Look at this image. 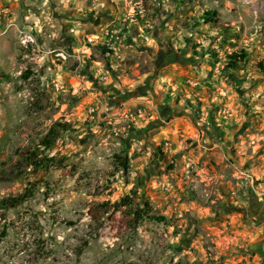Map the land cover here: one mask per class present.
<instances>
[{
	"label": "rangeland",
	"instance_id": "rangeland-1",
	"mask_svg": "<svg viewBox=\"0 0 264 264\" xmlns=\"http://www.w3.org/2000/svg\"><path fill=\"white\" fill-rule=\"evenodd\" d=\"M94 3L83 44L49 3L48 37L0 8V172H22L0 201L35 193L0 209V264H264V0ZM56 122L54 163L27 169ZM129 195L168 222L131 229L109 210Z\"/></svg>",
	"mask_w": 264,
	"mask_h": 264
},
{
	"label": "trees",
	"instance_id": "trees-1",
	"mask_svg": "<svg viewBox=\"0 0 264 264\" xmlns=\"http://www.w3.org/2000/svg\"><path fill=\"white\" fill-rule=\"evenodd\" d=\"M181 4V3H180ZM215 16V12L211 11L205 14L201 19L202 21L210 22L211 19ZM248 58V55L245 52L236 53L232 56H229L228 62V69H237L240 63H243ZM70 124L56 122L44 136L41 141L42 149L36 148L33 152H31L26 160V168H33L34 171L47 168L52 165L55 161L53 157H49L45 154L53 149L55 142L59 139L62 132H67L70 129ZM127 162V161H126ZM124 170H128V164L125 163L123 166ZM22 176V172H17L16 170L12 169L8 172L1 171L0 172V181L3 182H12L19 179ZM137 196L135 192H132L131 195ZM35 193L30 188L27 191L14 198H7L0 201V209H14L23 203L33 199ZM115 209L117 211H123L124 215L128 218V226L131 229H136L139 227V219L150 220L157 223H167L168 219L165 216H160L153 213L152 207L150 202L147 200L146 202H135V198L131 197L130 195L123 198L119 202L114 203L111 209Z\"/></svg>",
	"mask_w": 264,
	"mask_h": 264
},
{
	"label": "crops",
	"instance_id": "crops-1",
	"mask_svg": "<svg viewBox=\"0 0 264 264\" xmlns=\"http://www.w3.org/2000/svg\"><path fill=\"white\" fill-rule=\"evenodd\" d=\"M95 1L96 0H0V8L8 4L15 8V11L18 13L23 11L26 19L31 21L30 23L35 26L36 30L39 31L41 35L46 32L43 35L48 37L50 36V30L47 28L49 22L46 17L44 5L49 3L54 7L55 11H65L66 13L60 16L62 20L56 26L58 28L62 27L64 33H70L72 37L70 40H73L74 37V39H76L74 42H77V44L81 42L83 44L85 42V37L90 38L98 33V28L92 25L91 20L88 21L86 18H83L84 14L81 13L84 8L95 6ZM26 3H28V7L29 5L31 7L27 12L25 11ZM21 7L23 8L22 10L20 9ZM54 34L56 35V33L53 32L52 35ZM58 35L64 40L65 34L59 33ZM69 42L67 41L68 44ZM89 50H91V48Z\"/></svg>",
	"mask_w": 264,
	"mask_h": 264
},
{
	"label": "built area",
	"instance_id": "built-area-1",
	"mask_svg": "<svg viewBox=\"0 0 264 264\" xmlns=\"http://www.w3.org/2000/svg\"><path fill=\"white\" fill-rule=\"evenodd\" d=\"M177 1L181 2L183 0H177ZM102 37L103 36H100V35L92 36L91 38H88V42L93 43V41L99 40ZM108 37L111 40H113L115 38V35L114 33L107 32L106 35L104 36V39H107ZM21 41H22V44L25 46H28V45L37 46V43H38L37 37L32 32L24 33ZM51 53L55 54L56 58H58L59 60L67 61L71 58L70 54L66 50H63V49H56L52 51Z\"/></svg>",
	"mask_w": 264,
	"mask_h": 264
},
{
	"label": "flooded vegetation",
	"instance_id": "flooded-vegetation-1",
	"mask_svg": "<svg viewBox=\"0 0 264 264\" xmlns=\"http://www.w3.org/2000/svg\"><path fill=\"white\" fill-rule=\"evenodd\" d=\"M172 55H173L172 53H168V54L163 53V55H161L160 58L164 57L165 59H170Z\"/></svg>",
	"mask_w": 264,
	"mask_h": 264
},
{
	"label": "water",
	"instance_id": "water-1",
	"mask_svg": "<svg viewBox=\"0 0 264 264\" xmlns=\"http://www.w3.org/2000/svg\"><path fill=\"white\" fill-rule=\"evenodd\" d=\"M143 90H144V88L141 87V88L138 89V91H137L135 94L137 95V94H139V92H143ZM135 94H134V95H135Z\"/></svg>",
	"mask_w": 264,
	"mask_h": 264
}]
</instances>
